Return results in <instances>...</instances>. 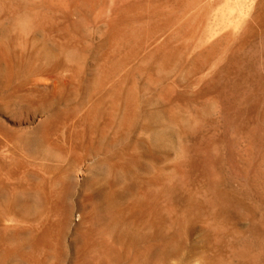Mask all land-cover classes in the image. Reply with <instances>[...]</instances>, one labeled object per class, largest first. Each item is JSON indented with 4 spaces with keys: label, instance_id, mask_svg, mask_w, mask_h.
Returning a JSON list of instances; mask_svg holds the SVG:
<instances>
[{
    "label": "rangeland",
    "instance_id": "rangeland-1",
    "mask_svg": "<svg viewBox=\"0 0 264 264\" xmlns=\"http://www.w3.org/2000/svg\"><path fill=\"white\" fill-rule=\"evenodd\" d=\"M35 84L56 85V112L88 107L83 132L38 141ZM0 87V125L29 142L39 190L1 181L3 224L16 190L31 218L72 210L64 264L103 237L99 264H264V0H0Z\"/></svg>",
    "mask_w": 264,
    "mask_h": 264
},
{
    "label": "bare ground",
    "instance_id": "bare-ground-1",
    "mask_svg": "<svg viewBox=\"0 0 264 264\" xmlns=\"http://www.w3.org/2000/svg\"><path fill=\"white\" fill-rule=\"evenodd\" d=\"M20 55H21V53H20ZM15 61H16V58H15ZM17 62H20V61H17ZM21 62H22V60H21ZM8 63H9V61H8ZM8 66L11 68V71H10L11 75H14L15 74L14 71L15 72H18V70L17 71L14 70V68H16V66L14 67V66H12L10 64ZM25 66H26V64H25ZM17 67H18V65H17ZM22 67H24V63L22 64ZM19 72L22 73V70L19 71ZM22 75H24V72L22 73ZM20 76H21V74L19 75V77ZM14 77L16 78V75ZM22 78L20 79L21 81H22ZM18 79L19 78H17L15 81H18L17 83L19 84V82L21 83V81L18 80ZM23 79H25V78H23ZM37 85L38 84H35V86L31 87V89L29 90L31 92L30 94H33L34 93V97H32V98L31 97H28V98H31V99H29V101H26V102H29L28 103L29 106H31V105L32 106H36V107L39 108L38 110L41 109L42 111H44V114L41 117L42 119H41V121H39V124L37 126V130L39 131V136H37L38 141L44 139L45 142H46L47 135L50 134V133H52V132H55V131H57L59 129H64L65 130V132L68 135V139H70L72 137V134L75 131H77V130H79V132H83V131L80 130L81 128L79 129V126H78L77 123L80 121L81 118L88 119L89 117H91L92 114H90L91 111H89V108L87 107V109L85 108V109H81L80 111H76L77 107L75 106L76 108H73L70 111L64 112V110H63L64 113H61L62 111H60V110H59L60 112H56L57 110L56 111H54L55 109L52 110V108H53L52 107L53 97L54 96L57 97V95L59 94V93H55V91H57L56 85H55L56 88L54 87L55 89L52 87L53 85H51V87L55 91L53 89H50L51 87L50 88H47L48 87L47 86V87H45V88L42 89V88H40ZM21 86H23V85H21ZM41 87H42V85H41ZM55 94H57V95H55ZM28 96H30V95H28ZM77 110H79V109H77ZM78 112H80V113H78ZM3 131H4L3 130V127L0 125V147L2 149L6 148L9 153L8 152H7V154L4 153V152H1L0 153V159L5 163V168L2 169V171H0V184H1V181L4 182V183H7V184L10 183L11 181L18 182V183L22 184V187L23 188H22V190L20 192V196L22 197L29 190V188L31 190H32V188H33V190H35L36 188H34V187H37V184L35 186V184L32 185L31 183H29V181H31V180L28 181L29 178H27V177L31 173H29V175H26V171L28 169V166L26 165V158L28 157V155L26 157L25 156L26 154L24 152L30 150V148H29L30 147L29 146L30 144H29L28 141L23 140L20 137L21 135H19V134L17 135V133L15 134V132L13 133L14 135H9L8 136ZM28 133H29V131H28ZM81 134H83V133H81ZM37 144H38V142H37ZM49 144L50 143H47L46 142V145H49ZM49 146H51V144ZM70 147H72V146H70ZM89 147H90V144H87V146L85 147L84 151L87 148H89ZM0 151H2V150H0ZM99 152H101V151H99ZM84 153L86 154L87 151H85ZM95 169H96V167H95ZM28 170H30V169H28ZM69 171H72V170L69 169ZM14 173H18V175H15ZM35 177H37V179H38V176L35 175ZM70 177H72V176H70ZM39 179H40V177H39ZM98 181H100V180H98ZM39 183H40V181H39ZM114 183H116V180L114 181ZM31 185H32V187H31ZM115 186H116V184H115ZM37 190L38 189L35 190L36 193L39 191V190L38 191ZM14 191H16V190H14ZM60 191H61V193H60V195H61L64 192V188L62 187V189ZM13 192L11 191V193H12L11 196H9V198H7L9 200H5V199L2 200V201L9 202V204H12V206L14 207L13 208V213L15 214V216L17 218H15V220H14V222L12 224L5 225V224L2 223L1 217H0V264H10V263L11 264L12 263H14V264H20L19 261L20 262H23L24 264L25 263H27V264L28 263L29 264L30 263L31 264H43L44 259H45L44 257L46 256L45 255L46 254V251H50V252L52 251L51 252L52 253V258H50V259H53V260H52V263L51 264H64L63 258H65L67 256V250L65 251V249H63V250L58 249V246L61 243L64 242L67 233L71 230L72 226L75 225V224H73V221H72V210L70 208H64V207H61V206L57 207L54 204V206L51 209L52 213L49 214L48 216L42 217V215H35V216H33L31 218V216L27 212L28 207L26 209L24 203H20V204L18 203V198L16 196H17V193H19V191H17L16 193H14L16 199H14ZM49 192L53 196V194H54V185H52L50 187ZM9 193H10V191H9ZM120 193H121V187H119V186L118 187H115V190H114L115 197H117L118 195L120 197L121 196ZM52 196H50V197H52ZM6 197H8V196H6ZM115 199H116L115 216H114L115 217V222L113 224V229H114V231H115V233L117 235V241L120 243V241H122V237H123L122 234H123V231H124L123 230V225L124 224L122 222V210L123 209H122L121 205L118 203L117 198H115ZM3 208H4V206H3ZM86 220H87L86 217L84 215H82L81 216V220L79 221L80 225H77L76 224L78 226L77 229L78 230L80 229V232L81 231H86L87 228H84V227H86V225H85L86 224ZM88 220H90V219L88 218ZM88 220H87V222H88ZM97 221H98V219H97ZM102 221H103L102 223L99 222V224L101 225V228H103L106 233L109 232L110 230L108 231V224L105 222L104 219ZM89 224H90V221H89ZM79 227H81V228H79ZM82 227L85 230H82L83 229ZM136 228H137V226H136ZM136 228L134 227V229H136ZM74 229L75 228H73V230ZM134 231H136V230H134ZM74 233L77 234L76 232L73 231V234ZM77 236H84V235H80V234L78 235L77 234ZM135 236L136 235H134L133 237H135ZM84 237L88 238V236H86V235ZM72 238H73V236H72ZM77 239H80V238H77ZM77 239L75 240L76 243L78 242ZM94 240L96 241V237L94 238ZM79 242H80V240H79ZM92 242H93V240H92ZM97 242L100 243L99 241H97ZM24 244L25 245H28L29 244V247L22 249L21 247H23L22 245H24ZM81 244H80L81 245V248H80L81 250L80 251H79V249H77V251L72 249L74 251V253L76 251L79 254V256H77V258L78 257L79 258L77 259L76 262H74V260H72V263L69 260L70 261V264H73V263L74 264H95L96 262L97 263L100 262V260L103 261L104 257L110 253V251L108 250V244L106 242L105 237H103V239L101 241V246H100V249L99 250H93L92 246L90 245V243L88 241H85V242L83 241ZM46 245H50L49 246L50 247V250L48 249V250L45 251V249L48 247ZM60 246H62V244ZM63 246L65 248V245H63ZM77 246H78V244H77ZM77 246H74V247H77ZM97 248H98V246H97ZM69 250H70V248H69ZM71 254H73V253H71ZM72 258L75 259V257H73V256L70 259H72ZM11 259L12 260L15 259L18 262H10V263H8L9 261H11Z\"/></svg>",
    "mask_w": 264,
    "mask_h": 264
}]
</instances>
